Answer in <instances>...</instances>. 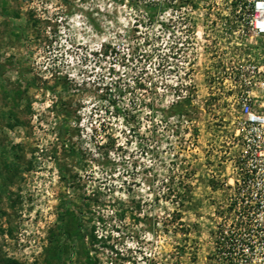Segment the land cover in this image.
Here are the masks:
<instances>
[{
    "label": "rangeland",
    "instance_id": "rangeland-1",
    "mask_svg": "<svg viewBox=\"0 0 264 264\" xmlns=\"http://www.w3.org/2000/svg\"><path fill=\"white\" fill-rule=\"evenodd\" d=\"M242 17L235 0H0V264H221L226 79L263 54Z\"/></svg>",
    "mask_w": 264,
    "mask_h": 264
},
{
    "label": "built area",
    "instance_id": "built-area-1",
    "mask_svg": "<svg viewBox=\"0 0 264 264\" xmlns=\"http://www.w3.org/2000/svg\"><path fill=\"white\" fill-rule=\"evenodd\" d=\"M243 25L263 54L228 74L238 111L234 165L215 224L212 252L221 264H264V0H238Z\"/></svg>",
    "mask_w": 264,
    "mask_h": 264
},
{
    "label": "trees",
    "instance_id": "trees-1",
    "mask_svg": "<svg viewBox=\"0 0 264 264\" xmlns=\"http://www.w3.org/2000/svg\"><path fill=\"white\" fill-rule=\"evenodd\" d=\"M235 1L237 2L238 0H235ZM148 8H150V7H148ZM186 101H187V98L179 99V100L175 101L174 103H172L168 107V109L174 110V114L175 113H178L179 110H180V108L185 105ZM91 238H92V240L95 239L94 235H92ZM87 260H88L89 264H97L96 259H93L89 255H87ZM9 262L14 263V264H17L15 260H10Z\"/></svg>",
    "mask_w": 264,
    "mask_h": 264
}]
</instances>
